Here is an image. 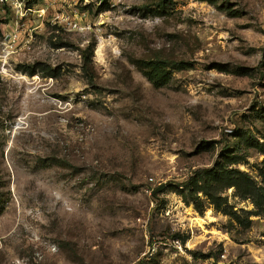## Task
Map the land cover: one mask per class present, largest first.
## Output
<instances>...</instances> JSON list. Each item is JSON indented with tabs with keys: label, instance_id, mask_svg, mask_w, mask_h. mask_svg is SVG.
Masks as SVG:
<instances>
[{
	"label": "rangeland",
	"instance_id": "obj_1",
	"mask_svg": "<svg viewBox=\"0 0 264 264\" xmlns=\"http://www.w3.org/2000/svg\"><path fill=\"white\" fill-rule=\"evenodd\" d=\"M102 4L0 7V264H264V0Z\"/></svg>",
	"mask_w": 264,
	"mask_h": 264
},
{
	"label": "built area",
	"instance_id": "obj_2",
	"mask_svg": "<svg viewBox=\"0 0 264 264\" xmlns=\"http://www.w3.org/2000/svg\"><path fill=\"white\" fill-rule=\"evenodd\" d=\"M29 1L31 0H0V7H8L13 11L15 10L17 14H20L21 17H23L25 16L27 11L26 3H28ZM51 1L54 2L56 0H51ZM64 1H69V0H64ZM84 16L85 13L76 16L62 15L61 17L58 16L57 20L62 26H67L69 29L74 31H80L85 29V27L81 25V21ZM17 36L18 35L16 34V32L13 31L12 33H10L8 37V41L10 43H12V41H16Z\"/></svg>",
	"mask_w": 264,
	"mask_h": 264
},
{
	"label": "trees",
	"instance_id": "obj_3",
	"mask_svg": "<svg viewBox=\"0 0 264 264\" xmlns=\"http://www.w3.org/2000/svg\"><path fill=\"white\" fill-rule=\"evenodd\" d=\"M106 7H107V0H103V4L102 6L100 7V10H106ZM35 70H33L31 73H34ZM249 195L252 197L253 199V203L254 205L256 206V208H258L259 210H263L264 209V194H262L260 192L259 189H257L256 187H250L249 188ZM233 214H236V213H231V215ZM258 214V213H257ZM244 221H247L248 223H250V219H249V216L246 217L244 219ZM237 223L239 224H243L241 221H237Z\"/></svg>",
	"mask_w": 264,
	"mask_h": 264
},
{
	"label": "water",
	"instance_id": "obj_4",
	"mask_svg": "<svg viewBox=\"0 0 264 264\" xmlns=\"http://www.w3.org/2000/svg\"><path fill=\"white\" fill-rule=\"evenodd\" d=\"M164 187H165V185H161L160 187H158L157 189H155V190L153 191V194H156V193L161 192V191L164 189Z\"/></svg>",
	"mask_w": 264,
	"mask_h": 264
},
{
	"label": "bare ground",
	"instance_id": "obj_5",
	"mask_svg": "<svg viewBox=\"0 0 264 264\" xmlns=\"http://www.w3.org/2000/svg\"><path fill=\"white\" fill-rule=\"evenodd\" d=\"M198 221H200V220H198ZM202 221V220H201Z\"/></svg>",
	"mask_w": 264,
	"mask_h": 264
}]
</instances>
